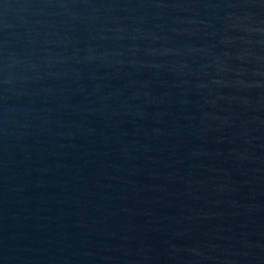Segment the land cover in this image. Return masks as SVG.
<instances>
[{"label": "water", "instance_id": "1", "mask_svg": "<svg viewBox=\"0 0 264 264\" xmlns=\"http://www.w3.org/2000/svg\"><path fill=\"white\" fill-rule=\"evenodd\" d=\"M0 264H264V0H0Z\"/></svg>", "mask_w": 264, "mask_h": 264}]
</instances>
